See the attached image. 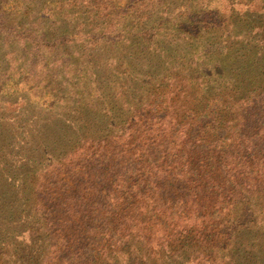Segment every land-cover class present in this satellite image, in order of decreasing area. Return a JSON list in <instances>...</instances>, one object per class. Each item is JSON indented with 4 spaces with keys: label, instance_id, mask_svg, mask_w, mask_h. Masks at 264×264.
Instances as JSON below:
<instances>
[{
    "label": "trees",
    "instance_id": "trees-1",
    "mask_svg": "<svg viewBox=\"0 0 264 264\" xmlns=\"http://www.w3.org/2000/svg\"><path fill=\"white\" fill-rule=\"evenodd\" d=\"M0 63L61 116L0 264H264V0H0Z\"/></svg>",
    "mask_w": 264,
    "mask_h": 264
},
{
    "label": "rangeland",
    "instance_id": "rangeland-1",
    "mask_svg": "<svg viewBox=\"0 0 264 264\" xmlns=\"http://www.w3.org/2000/svg\"><path fill=\"white\" fill-rule=\"evenodd\" d=\"M217 5V1L213 2V7ZM0 67V194L2 197L5 196L8 202L17 199L16 205L20 204L19 208H4L0 211L6 210L4 216L0 215L1 247L27 239L28 222H24L26 207L19 201V195H17L21 178L19 175L23 174L25 177L26 172L36 171L50 156L49 148L52 141L49 137L35 138L36 136H33L34 138L30 139V149L28 150L27 145L24 150L26 153H21L20 149L24 147L22 142L27 138L26 130L37 118L44 121H57L61 116L57 115L52 119L51 114L58 109L48 106V97L34 96L29 89H24L19 77H12L15 72L7 64L4 66L0 63ZM41 120H39L40 123L45 124ZM37 151H41V157L34 161L29 154ZM22 156L27 160L25 164L21 159ZM16 174L18 175L15 176ZM1 204L3 203L0 201Z\"/></svg>",
    "mask_w": 264,
    "mask_h": 264
}]
</instances>
